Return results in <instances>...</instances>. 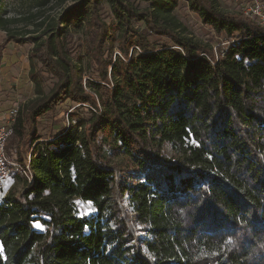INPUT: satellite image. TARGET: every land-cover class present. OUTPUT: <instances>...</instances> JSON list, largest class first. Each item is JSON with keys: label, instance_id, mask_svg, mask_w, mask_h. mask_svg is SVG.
I'll list each match as a JSON object with an SVG mask.
<instances>
[{"label": "trees", "instance_id": "16d2710c", "mask_svg": "<svg viewBox=\"0 0 264 264\" xmlns=\"http://www.w3.org/2000/svg\"><path fill=\"white\" fill-rule=\"evenodd\" d=\"M178 1L136 10L127 0H26L32 29L22 34L0 13L5 43L32 44L35 94L6 145L9 157L16 143L18 162L34 145L33 178L0 203V264H264V28L216 0H184L235 40L209 61L208 46L172 15ZM85 28L96 79L83 81L68 40ZM150 35L172 46L155 47ZM40 73L55 79L47 94ZM65 100L88 105L89 121L37 143L36 119ZM104 145L126 165L109 164ZM73 197L95 214L77 216Z\"/></svg>", "mask_w": 264, "mask_h": 264}, {"label": "rangeland", "instance_id": "374dc122", "mask_svg": "<svg viewBox=\"0 0 264 264\" xmlns=\"http://www.w3.org/2000/svg\"><path fill=\"white\" fill-rule=\"evenodd\" d=\"M127 2L134 9L142 10L149 8L152 0H127ZM245 2L246 0H216L218 9L227 14H240V10ZM71 5L72 2L69 1L62 6V10H60L61 8L52 4L46 10L44 15L49 13L54 15L60 13V11L63 12L65 8H68ZM28 7L29 5L26 0H3L1 2L0 13L4 17L14 18L16 22L11 24L10 28L19 32V34H22L25 30L32 29V26L28 25V22L24 20V17L27 16ZM99 14L106 24L110 26L115 25L116 20L107 3H102ZM172 15L178 22L186 27L185 36L208 46L212 56H207L205 54L201 55L207 57L209 61L217 60L229 44L235 42L234 39L229 40L224 35H218L210 27L202 24L199 17L188 9V5L184 0L178 1V5L173 10ZM90 35L91 33H89V30L85 28L75 32L72 35V38L68 40V48H70V56L73 61L78 62L80 58L82 60V66L85 69V78L83 81L87 80L89 77L96 79L95 75L92 74L93 69L88 62V55L86 52V48L91 41ZM5 39V32L0 30V72L12 73L10 77L11 79H7L10 87H7L6 90H4V93L2 92L4 95H11H7L9 98H6L7 96L5 95V100H1L3 107L7 110L12 106L20 108L28 100L33 99L35 94L33 84L29 78V58L31 55L32 44L30 42H25L17 45L14 42H9L10 48H7L8 43H5ZM149 41L155 47L172 46V43L168 39L158 35H150ZM115 54H117L116 49H114V55ZM36 68H40L38 62H36ZM39 76L42 78L43 91L47 94L52 88L55 79L45 73H40ZM2 93H0V95ZM90 117L91 110L88 105L65 100L50 112L36 119L34 128L37 136V143L52 141L77 123H87ZM15 146L16 143L10 148L9 152V158L14 161H16ZM33 147L34 145H24L21 149L23 153L21 157L22 162H16L24 164L30 156ZM103 155L106 160L109 161V164L117 165L119 168L126 165L125 158L123 156H112L107 145L103 146ZM163 155L167 158H178V155L174 153L169 146L163 148ZM24 184L22 175L18 171L12 170L4 184L0 186V203L5 196L19 194L22 191ZM70 202L73 205L77 216L95 214V209L89 202L82 201L76 197L71 198ZM34 228L42 230V227L38 224H34Z\"/></svg>", "mask_w": 264, "mask_h": 264}, {"label": "built area", "instance_id": "2783aa9c", "mask_svg": "<svg viewBox=\"0 0 264 264\" xmlns=\"http://www.w3.org/2000/svg\"><path fill=\"white\" fill-rule=\"evenodd\" d=\"M240 14L264 28V0H246ZM18 110L19 107L13 106L5 110L0 100V186L4 184L12 170H16L22 175L24 183H30L33 178L29 168L31 154L24 164H20L11 160L6 151L7 141L12 135V127Z\"/></svg>", "mask_w": 264, "mask_h": 264}, {"label": "crops", "instance_id": "0c3cea01", "mask_svg": "<svg viewBox=\"0 0 264 264\" xmlns=\"http://www.w3.org/2000/svg\"><path fill=\"white\" fill-rule=\"evenodd\" d=\"M7 48H10V43H8ZM11 74L12 73H10V72H0V93H2V92L4 93V90H6L7 87H10L7 79L11 77ZM3 93L0 95V100H5L4 97L6 94L4 95ZM8 96H11V95H8ZM8 96L6 98H9ZM2 107H3V104H2ZM4 109H6V108H4Z\"/></svg>", "mask_w": 264, "mask_h": 264}]
</instances>
